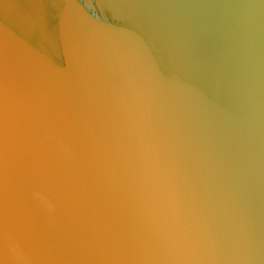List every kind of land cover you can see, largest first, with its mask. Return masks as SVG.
<instances>
[{"label": "water", "instance_id": "95a60500", "mask_svg": "<svg viewBox=\"0 0 264 264\" xmlns=\"http://www.w3.org/2000/svg\"><path fill=\"white\" fill-rule=\"evenodd\" d=\"M0 264H264V0H0Z\"/></svg>", "mask_w": 264, "mask_h": 264}, {"label": "clouds", "instance_id": "9594fccd", "mask_svg": "<svg viewBox=\"0 0 264 264\" xmlns=\"http://www.w3.org/2000/svg\"><path fill=\"white\" fill-rule=\"evenodd\" d=\"M48 207H49V209L51 210L53 206H52L51 204H49Z\"/></svg>", "mask_w": 264, "mask_h": 264}]
</instances>
